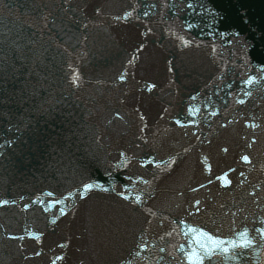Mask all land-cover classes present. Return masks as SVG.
I'll return each mask as SVG.
<instances>
[{
	"label": "water",
	"instance_id": "obj_1",
	"mask_svg": "<svg viewBox=\"0 0 264 264\" xmlns=\"http://www.w3.org/2000/svg\"><path fill=\"white\" fill-rule=\"evenodd\" d=\"M0 71L30 264H264V0H0Z\"/></svg>",
	"mask_w": 264,
	"mask_h": 264
},
{
	"label": "snow or ice",
	"instance_id": "obj_2",
	"mask_svg": "<svg viewBox=\"0 0 264 264\" xmlns=\"http://www.w3.org/2000/svg\"><path fill=\"white\" fill-rule=\"evenodd\" d=\"M125 15H128V13H125ZM185 43H187V42L185 41ZM121 79H123V77H121ZM253 79H254V78H253ZM249 82H251V81H249ZM177 123H181V122H180L179 120H177ZM225 151H227V149H225ZM205 159H207V158H205ZM241 159H242L244 162H246V163H247V162H250V156L247 155V154L243 155V156L241 157ZM226 177H227V174H224V176L222 177L224 185H228V184L230 183V181H229ZM84 187H85V189H88V188H91L92 185H85ZM50 195H51V193H50ZM139 199H140V198L137 197V200H139ZM8 203H9L8 200H0V205H6V204H8ZM12 203H15V201H12ZM196 203L199 204L200 202H199V201H196ZM25 207H28V205H25ZM61 212L63 213V209H61ZM259 231L262 232V233H264V229H260ZM246 232H247V229H245V233H246ZM29 235H32V234L30 233ZM247 243H251V241H247V242H245V246H246ZM142 247H143V245H142ZM225 250L227 251V249H225ZM57 259H60V258L58 257ZM53 264H55V262H53Z\"/></svg>",
	"mask_w": 264,
	"mask_h": 264
}]
</instances>
